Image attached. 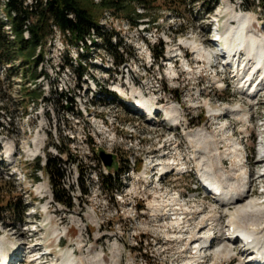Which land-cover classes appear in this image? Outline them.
<instances>
[{
  "label": "rangeland",
  "instance_id": "1",
  "mask_svg": "<svg viewBox=\"0 0 264 264\" xmlns=\"http://www.w3.org/2000/svg\"><path fill=\"white\" fill-rule=\"evenodd\" d=\"M212 1L156 0L146 7L134 1L118 10L121 16L119 19L124 21L116 20L115 25L107 27L118 34L117 39H114L118 46L112 50L113 53L104 50V41L98 37L96 46L90 47L88 52L85 50L84 57L78 61L79 66H82L79 72L85 75L84 79L93 74L102 83L99 89V98L102 100L96 99L95 105L80 115L77 113L80 107L76 109V104L78 102L77 105L80 106V102L85 101L82 98L84 92L76 89L75 78H67L58 73L60 62L55 57H51L47 64V69L52 74L41 83L38 82L37 86L29 77L34 72L33 59H28L31 60L29 68L19 70V75H14L11 80L0 76V123L4 126L0 125V208H3L0 212H4V219H0V236L6 241L7 250L11 247L16 250L9 264H39L37 261H30L45 253L46 247H50L55 254V257L48 254L46 258L53 264L57 263L56 254H66L72 258L83 254L92 258L98 251H102L105 261L109 263L114 242L121 247L118 264H187L194 260V236L199 230H204L206 224L213 222L211 216L214 214L221 215V219L215 222L217 233L213 244H217L223 229L230 222V214L236 211V206L224 207L203 194L205 184L199 179L193 160L195 147L186 132L204 127L216 139L220 151H225L228 149L229 133L221 129L218 120L207 118L209 106H241L249 111L252 107H249L248 100H255L237 91L238 83L229 85L227 81L224 85L229 87L225 90L224 85L216 84L207 67L206 57L194 53L193 49L188 48L191 46L188 43H184L186 46L180 43L181 40H187L195 46L196 41L201 48L211 51V45L216 39L213 30L218 22L221 30L226 28L229 21L236 24L230 27L238 26L236 21L228 20L230 13L225 15L226 9L231 8L239 13L255 14L259 21L255 22L254 28L264 34V4L259 3V0H219L213 11H208ZM82 2L103 24V12L109 8L99 6L100 3L96 0ZM226 3L232 7L226 6ZM139 8L144 9L143 13L139 12ZM0 14L1 20L7 16L2 10ZM133 17L136 21L127 20ZM7 26H4V32L9 39L15 41L17 38L13 37ZM52 30L51 25L48 37ZM156 39L163 46L167 44L166 54L179 52L186 56L184 59L181 56L176 58L178 78H175L174 72L168 71L165 75L172 63L167 66L168 60L156 57V54L160 55V48L152 52V60L157 61L155 66L150 67L146 47H150V40L156 42ZM67 40L70 46L74 45V41L69 38ZM91 43L88 41V45ZM37 50L38 48L36 54ZM122 56L126 59V65L120 68L115 65L110 73L116 83L124 84L130 81L129 78L134 79L136 87H142L150 97L158 99L160 107L173 102L180 103L184 117L179 126L172 121H165L168 117L164 111L156 119L161 126L152 125L136 112L128 111L120 101L115 102L110 93L103 95L106 91V77H103L101 67L92 66L89 59L97 58L99 61L107 58L112 64V61L115 62L116 58ZM24 58L25 55L20 53V59L15 61V65H19ZM188 61L190 67L185 66ZM162 62L165 65L162 66ZM36 71L42 73L39 67ZM223 77L228 78V74ZM229 77L231 80V75ZM61 85L68 90L64 92L70 98L69 105L66 98L60 99L58 92ZM263 100L264 97L259 100L262 110ZM254 108L253 110L262 114L261 109ZM254 118L256 128L249 127L253 131L258 128L257 117ZM102 122L108 127H102ZM113 122L115 123L112 124ZM230 122L235 127L236 137H242L245 124L234 119ZM40 132L46 139L42 150L37 155L26 153V146L35 148L34 139ZM253 136L255 139L250 144L252 150L257 140L256 135ZM85 137L87 141L83 144ZM8 141L14 146L13 159L8 156ZM88 151L90 155L87 154ZM101 151L113 155V166L105 167L100 157ZM177 152L188 167L184 168V172L174 170L160 182L156 181L154 174L160 168L169 163L177 167L179 161L174 159L179 158V155L176 156ZM49 155L65 162L63 187L74 198L72 207L55 198L54 187L46 171L36 172L38 178H35L37 160L40 159L41 166H45V157L48 158ZM72 159H79L80 166L72 163ZM224 159L227 171L233 178L238 177L241 170L235 167L236 161L228 157ZM148 160L151 163L156 160L155 171ZM136 161L141 164L138 169L140 172L132 173ZM261 161L262 159L253 156L248 160L247 166H240L245 168L249 176L251 197L248 199L258 200L257 205H264V176L260 177L264 162ZM145 162H149L150 177L144 180L141 170ZM130 169L131 172H127ZM101 175L105 179L107 176L118 178L121 182L119 186L114 182L117 190H110L107 181L103 183ZM41 183L48 185V193L37 190ZM139 196L147 197L149 207L140 201L141 209L135 211L134 199ZM177 196H180L181 205L173 207L172 199ZM21 201L27 211L24 221H18L12 211H5L15 209ZM176 212L183 219L179 218L174 225L177 216L173 213ZM91 215L96 220L93 217L92 221ZM261 224L262 227L264 223ZM232 249L234 252L230 250L229 254L222 253L221 256L214 251L207 252L209 255L204 264H238L246 253H240L236 244Z\"/></svg>",
  "mask_w": 264,
  "mask_h": 264
},
{
  "label": "bare ground",
  "instance_id": "2",
  "mask_svg": "<svg viewBox=\"0 0 264 264\" xmlns=\"http://www.w3.org/2000/svg\"><path fill=\"white\" fill-rule=\"evenodd\" d=\"M227 5L232 7V5L229 3H226V6ZM228 13H230L228 20H234L238 25L237 27H230L235 26L236 24L232 21H229L230 23L228 22L226 28L220 32L224 37L225 41L223 44L225 47L227 49L233 50L235 52V56L238 55V59L234 65L229 68V72L230 74L235 75L234 77L238 76L240 78L239 81L235 80L237 83H242L241 79L244 78H247V80L250 82L253 81L251 86H247L245 84L242 86L241 84L242 91L246 93L255 92V94L258 95L260 91L262 92V90H264V88H260L256 91V87L253 86L255 82L261 79V75L259 76V74L262 72L264 73V34L257 32L256 28H254L255 22L259 21V19L255 14L249 12L239 13L233 8H231V10L226 9V14H224L228 15ZM194 42L196 44L195 46L190 41L181 40L180 45H185L184 43H188V45H191L188 48L193 49L194 53H198L199 56H206L210 62L211 52H207L205 49L201 48L196 41ZM235 56L233 57L231 54V60H234ZM252 86L253 89L251 90L250 88ZM118 87L119 86H116V88ZM143 91V88L139 87L133 89L132 93L134 96H140L139 99L136 97L138 101L137 108L144 109L148 112L150 118L146 121L152 125L161 126L160 122L156 120L157 117L156 114H154V111L163 110L166 113L168 119L174 122L176 126L181 124L184 115L180 107V103L176 104L173 102L169 105H163L160 107L159 103H156L155 97H150ZM230 112L241 117L246 115V111H244L241 106L231 107ZM186 135L195 147L193 160L198 169L197 175L199 176V179H201L206 186L208 185L212 190L216 191L217 194L220 193V196L215 199L218 204L227 208H235L236 206V211L233 214H230V224L233 226V231L230 233L228 232L227 234L225 231H223L221 233L220 240L214 245V239L211 240V237L216 231L217 224L215 222H218L221 219V215L214 214L211 216V220L213 222L206 224L204 227L205 229L203 228L204 230L202 231L199 230V232L194 236L192 240V244L194 245L192 248L195 249V256H193L194 260L187 264H204V261L207 259L206 257L209 255L207 252L214 251L216 255L219 254L218 256H221L222 253L229 254L230 250H233L234 252V249H232L233 245H237L239 240L242 243L244 239L247 241L253 240V242L249 243L248 246L239 244L240 253H246L247 257L242 259L238 264H264V262H262V259L264 258V225L261 227V222L264 223V205H257L258 200L256 199H248V197H251V185L248 179L249 176L247 171L244 167H240L242 162L236 160L235 167L239 168L241 171L238 177L236 176V178H233L231 173L227 171L226 163L224 161V158L228 157L227 152L220 151L218 142H216V139L212 137L206 128L199 127L194 130H189L186 132ZM45 142L46 139L44 135H42L41 132L38 133L34 139L35 148L26 146V153L37 155L42 150ZM7 146L8 156L9 158L13 159L14 155L12 151L14 146L12 142L8 141ZM230 151L236 154L235 152H237V146L231 147ZM177 155H179L178 152L176 153V156ZM180 156L181 155L178 156L179 158L174 157L175 160L179 161L177 163V167H173L174 164L169 163L168 165H165L163 169L167 170V172H173L174 170H177L178 172H184V168L188 166L186 162H183ZM261 162H264V159ZM39 186L42 188L39 189ZM37 190L41 193L49 192L48 185L43 183L37 186ZM179 197L180 196H177L172 199L173 203L171 204L173 207L175 205H181ZM44 207L47 208V205H44ZM173 215L177 216L173 223L175 225V222L182 217L178 212L173 213ZM93 217L95 216H90L91 220ZM183 217L185 220H187L186 216ZM250 226H252V228H250ZM225 227H227V225ZM82 234L81 236L83 237L84 234ZM235 236H238L237 240L233 239ZM241 237L244 238L241 240L239 239ZM82 241L84 242V239H82L81 242ZM13 251V254H15L16 250L13 249ZM111 251L112 256L109 257V263L105 261V257H103V254L101 253L102 251H98L97 254L92 258L83 256V254L79 256L75 255L74 258L66 254H56V264H118L121 256V247L117 242L112 244ZM7 252L8 250L6 248V241L5 239L3 241L0 236V255H2L0 261L3 260L2 264L10 263L13 260V256L10 253L8 261H4V258L7 256ZM255 253H257L258 257ZM46 255L47 252L43 253L37 259L30 261V263L41 260ZM231 256L232 255L230 254L229 257Z\"/></svg>",
  "mask_w": 264,
  "mask_h": 264
},
{
  "label": "built area",
  "instance_id": "3",
  "mask_svg": "<svg viewBox=\"0 0 264 264\" xmlns=\"http://www.w3.org/2000/svg\"><path fill=\"white\" fill-rule=\"evenodd\" d=\"M48 0H44V2H47ZM33 0H27V3L32 4ZM97 3H101L102 0H96ZM140 13H143L144 9H138ZM4 13V12H3ZM15 15V13H14ZM102 21H104L103 24H101L100 21V28L99 31L101 32V34H112V42L115 45V47H117L118 45H116L114 43V39H117L118 34H116L114 29H109L107 28L108 26L112 27V25H115V21H124L122 19H119V17H117L110 9H107L103 12V16L101 18ZM128 20V19H127ZM129 21V20H128ZM102 25V27H101ZM218 25V26H217ZM30 27H31V22L28 21L27 24L24 26V37L25 39H30L31 38V33H30ZM53 30H52V34H50V36L48 38H46L44 40V42L38 46V50H37V54L34 56V59H36L38 56L42 55V59L39 63V69L42 72L40 77H38L37 79H34L33 81H35V86H37V83H41V81H44L46 79V77L49 76V74H52V71L49 72L48 68V62L51 60V57H55L57 59V61H59V71L58 73L61 74V76H65V77H71V78H75V80L77 81V83L75 84V87L77 90L79 91H83L84 94L82 95V98L85 100L84 102H80V106L76 104V109H78V107H80V109L77 111V113L80 115L81 113H84V111H88L90 109L91 106H94V102L95 100H102V98H99V96L101 95L99 92V89L102 85V83H100V79L96 76V75H91L89 74L87 76L86 79H84L85 75H80L81 73L79 72L80 68L82 67L81 65L79 66V59H81L82 57H84V51L87 50V52L89 51L90 47H95V43H97V38H102L103 37L96 31V29H93L91 31V34L88 35L84 40H79L78 43H74V45L70 46L68 43L67 38L70 39L71 41V33L66 30L63 31L61 28H59V26L56 25H52ZM7 28L9 30H11V34L13 35V37L17 38V35L13 32L12 30V26H7ZM104 29H108L107 31ZM221 25L218 22V24L215 25L214 30H213V35L216 37V39L214 40V42L212 43V50L210 51L211 54V59L210 62L208 61L207 58V67L209 68V70L211 71V76H213V78L215 79V83H220V85H224L227 81L229 83V85H232L233 83H237L236 81H239L240 78L234 77L235 75L230 74L229 72V68H231L232 65H234V63L236 62V60L238 59V55L235 56V52L233 50H228L225 45L223 44L224 37L221 33ZM94 39V40H93ZM213 40V39H212ZM211 40V41H212ZM88 41L92 42L90 45H88ZM104 41V39H103ZM150 42V47H146L147 52H148V59H150L149 61V65L150 67L155 66L156 63V59L152 60V46H156L159 45L162 42H159L158 39H156V42H152L151 40ZM72 43V42H71ZM163 44V43H162ZM121 44H119L120 46ZM167 44H165L164 48L166 47ZM104 50H108V47L103 44L102 45ZM44 50V51H43ZM43 51V52H42ZM112 53V52H111ZM233 55V57L235 56L234 60H231L230 55ZM244 54V53H243ZM183 57V59L186 56H183L182 54H180L179 52L174 53L172 55L166 54V48L164 49V55L159 58H161L162 60H164V58L167 61V66L169 65L168 63H172V65L169 67V70H167V72H165V75L169 73H173L175 75V78L179 77V73L178 70H176V65H177V61L176 58L177 57ZM206 57V56H205ZM204 59V60H205ZM110 59L106 60H97V58H91L89 59L90 63L92 64V66L94 67H101V73L103 74V77H106L105 80L106 82L104 83L105 86V90L103 95H106L107 93H110L111 95L114 96V100L116 102L120 101L126 108L128 111L130 112H136L139 117L145 118L146 120H148L149 114L146 110L141 109V108H137L138 107V101L137 98L139 99L140 96H134L132 93L133 89H136L137 87V83L134 79L129 78L130 81L123 83H116L115 78L113 75H111L110 73L112 72L111 69L115 68V65L117 67H124L126 65V59L122 64H117L116 61L113 62L112 64L110 63L111 60ZM188 64V65H186ZM185 66L190 67L191 65L189 64V62H186ZM13 64H5V65H0V76L5 77L7 74L8 69L11 68ZM78 65V66H77ZM165 65L162 62V66ZM159 66V65H158ZM159 66V67H162ZM171 69V70H170ZM75 72V73H74ZM228 74V78L227 77H223L225 74ZM77 74V75H76ZM106 75V76H105ZM229 75H231V80ZM261 75V79H259L257 82H255L253 84V86L256 87V91L257 89L260 88H264V73H260L259 76ZM103 79V78H102ZM236 80V81H235ZM242 83H238L239 87L237 88V91H241L243 94H245V96H247L250 99H254V102H250L248 99V105L249 107H252V109H248L249 111H246V115L244 116H237V114L235 115L234 113L230 112V108H225L221 105L216 106V107H212L209 106V110L207 111V118L209 120H218V124L220 125L222 130H225L227 133H229V140H228V144L225 151L228 154V159H231L233 161L239 160L242 162L243 166H247L246 164L248 163V160L251 159L253 156H255V158L258 157V159H264V109H261V105L259 100L263 99L264 97V90H262V92L260 91L258 95L255 94V92L251 93H246L244 91H242V86L245 84L247 86H251L253 81L250 82L247 80V78L241 79ZM116 86H119L118 88H116ZM253 86L250 88L251 90L253 89ZM261 86V87H260ZM223 87V86H221ZM229 86L224 85L223 89L225 90V88L227 89ZM116 88V89H115ZM139 88V87H138ZM36 89V88H35ZM60 91L59 92H63L64 91H68L67 89H64V87L61 85L60 86ZM245 89V87H244ZM49 90V89H48ZM57 91V88H56ZM57 91V92H58ZM145 92V91H143ZM146 93V92H145ZM147 94V93H146ZM148 95V94H147ZM150 96V95H148ZM137 97V98H136ZM104 100V99H103ZM161 100V99H160ZM68 104L69 102L66 101ZM220 102H223V100H220ZM156 103H159L158 99H156ZM67 104V105H68ZM261 104H264V100L261 101ZM259 105V106H258ZM86 106V107H85ZM254 107L258 108L259 110L261 109V112H258ZM86 109V110H85ZM243 109V108H242ZM245 111V109H243ZM163 110H159V111H154V114H156V119H158V116L160 117L161 113ZM75 113V112H73ZM256 113H259L258 115H256ZM166 115V113H165ZM257 117V125L258 128L257 130H251V128H249L250 126H254L255 123V118ZM167 117V116H166ZM96 118V117H95ZM237 120V121H242L245 124V130H243L241 132V136L242 137H236L235 135V127L231 126V122L230 120ZM165 121H168V123H170L169 119L166 118ZM115 122H113L112 124H114ZM106 123L102 122L101 125L102 127H108L107 125H105ZM180 125V124H179ZM256 128V127H255ZM253 135H256V144L255 147L253 146L254 150H252L250 147V144L253 142L252 139H255V137ZM87 141V138L85 137V139L83 140V144H85ZM233 146H237V152H235L236 154L232 153L231 147ZM254 152V153H253ZM87 154L90 155V152L88 151ZM227 158V157H226ZM45 164L47 163V159L45 157ZM150 162V160H148ZM155 161L154 162H150L152 166H154L152 169L153 171H155L156 167H155ZM149 162H145L143 165V168L141 170V172L143 173L142 178L148 179L150 176L148 175L150 172V169L148 168V164ZM72 163H76L77 165L80 164L79 159H72ZM104 163V162H103ZM106 167V166H105ZM141 167V164H138V161H136L134 163V168H132V173L135 172H140V170H138ZM109 168V167H107ZM130 168V166H129ZM127 172H131L130 170H127ZM126 173V172H125ZM171 172H167V170H164L163 168H160L158 171H156V173L154 174V177L156 179V181L160 182L164 176L171 174ZM102 176V175H101ZM260 176H264V169L262 170V173L260 174ZM103 177V176H102ZM148 177V178H147ZM76 180H78V178H76ZM97 182H99V179L97 180ZM78 183V181H77ZM203 194L205 196H208L209 199H211L212 201L215 200V198L211 195L210 192H208L207 190L204 189ZM140 201H142V203L145 204L146 207H149V203L147 200L146 196H139L138 198L134 199V210L138 211V209H141V206L139 205ZM151 207V204H150ZM142 211V210H141ZM225 231V229H223ZM227 233V230L225 231ZM217 233V232H216Z\"/></svg>",
  "mask_w": 264,
  "mask_h": 264
},
{
  "label": "trees",
  "instance_id": "4",
  "mask_svg": "<svg viewBox=\"0 0 264 264\" xmlns=\"http://www.w3.org/2000/svg\"><path fill=\"white\" fill-rule=\"evenodd\" d=\"M82 1L83 0H48L44 2V0H33L32 4H30L27 3V0H0V11L2 10L7 14L5 19H0V65L13 64L11 68L8 69L5 76L7 80H11V78L15 77L14 75H19V70H24L25 67L29 68L32 59L34 61V72H32L29 77L32 80L40 77L41 73L39 74L36 69L39 66L42 55L38 56L36 59H34V56L36 55L38 46L48 37L51 25L59 26L63 31L68 30L71 33V41H74V43H78L79 40H84L91 34L93 29H96L103 37L104 44L108 49L111 50V52L116 49L112 42V34H101L99 31V17L85 7ZM134 1H138L139 5L146 7L156 0H102L99 6L108 7L114 11L113 13L117 17H121L117 11L126 7V5H128L127 3H133ZM218 2L219 0H213L209 5L208 11H213ZM259 3L264 4V0H259ZM127 19L130 22L136 21L134 17ZM28 21L31 22V38L27 40L23 33L24 26ZM6 24L11 25L13 32L17 35L15 41L9 39L4 32V26ZM159 48L160 55L156 54L157 58L164 55V46L162 43L157 46H152L153 52H156ZM20 53L24 54L25 58L21 60L19 65H15V61L20 59ZM124 61L125 58L123 56L119 59L116 58L117 64H122ZM80 75H82V73ZM1 82L2 80H0V83ZM58 94L60 95V99L66 98V101L70 99L63 92H58ZM0 125L3 126L1 123ZM64 165L65 162L61 158L52 155L48 156L45 166H41V160L38 159L35 164V178H38L37 173L39 171H46L52 181L55 198L59 202L72 207L74 205V198L63 187L66 172ZM83 177L84 175L80 178L81 183H83ZM102 181L103 183L107 181L106 183H108L107 186H109L110 190H117L118 187H115L114 182L116 186H119L118 184L121 183L118 178L115 179L111 176H107L106 179L102 177ZM1 209L3 208H0V210ZM5 211H12L13 216L16 217L18 221H24L27 212L26 206L22 201L15 209L9 208ZM3 217L4 212L2 211L0 212V219H4Z\"/></svg>",
  "mask_w": 264,
  "mask_h": 264
},
{
  "label": "water",
  "instance_id": "5",
  "mask_svg": "<svg viewBox=\"0 0 264 264\" xmlns=\"http://www.w3.org/2000/svg\"><path fill=\"white\" fill-rule=\"evenodd\" d=\"M100 157L102 158L103 162H104V165L106 167H111L113 166V163H114V157L112 154L110 153H107L105 151H101L100 153Z\"/></svg>",
  "mask_w": 264,
  "mask_h": 264
}]
</instances>
